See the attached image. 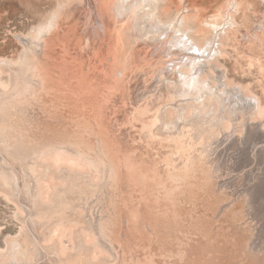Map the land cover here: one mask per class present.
<instances>
[{
  "label": "rangeland",
  "instance_id": "obj_1",
  "mask_svg": "<svg viewBox=\"0 0 264 264\" xmlns=\"http://www.w3.org/2000/svg\"><path fill=\"white\" fill-rule=\"evenodd\" d=\"M227 1L175 0L163 19L181 13L202 45ZM99 2L0 0V264H264V116L232 95V121L190 125L188 84L198 69L186 64L205 66L203 52L193 58L174 27L125 34ZM237 3L236 31L213 65L264 105V0ZM55 12L46 47L34 46ZM215 74L205 66L198 82L219 87ZM210 97L213 113L222 97ZM172 103L192 123L179 124ZM61 148L85 162L75 172L57 167L46 191L44 156ZM63 219L72 230L65 252L50 231L44 237Z\"/></svg>",
  "mask_w": 264,
  "mask_h": 264
},
{
  "label": "bare ground",
  "instance_id": "obj_2",
  "mask_svg": "<svg viewBox=\"0 0 264 264\" xmlns=\"http://www.w3.org/2000/svg\"><path fill=\"white\" fill-rule=\"evenodd\" d=\"M99 4L101 6L100 9H103L105 10L106 12L109 13V15L114 14V19L117 21L118 20V23H122V30L125 31L124 33L125 34H130L132 35V33L134 34V36H139L140 34H138L137 30H142L144 31V33H149L151 31H154L155 30V33L158 34V32L162 31V33L165 31V29H168V28H172L174 27L176 30V35L174 33H172V38H174V35H175V38L178 37L179 40H177L180 45L181 43H184V45H186L188 48H190L188 51H192L193 53L197 50L198 52H203L201 53L202 56H204V60H206V64L205 66H207V68L209 69H212V71L214 73H216L215 75H211V78L216 80L217 82H219V87H214L212 86L210 83L212 81L208 80L207 84L205 85H201L202 83L201 82H198V76L203 73V71L205 70V66H204V63L203 62H199V65L194 63L193 61V64L191 66H187L186 64V67L189 68V69H192L194 70L195 68L198 69L196 75L193 76V78H191V80L189 81V87H190V94L187 98V102L189 104L188 107H191V110L194 112L195 110V116L193 117V124H190V125H194V123H196V126L197 124H201V123H207L212 127V124L215 125H219L221 124V121H232L235 113H236V110H234L233 108L229 109V107H225V104L228 101H231V96L232 95H238L240 97V101L242 103H244L247 107H248V112L249 113H252V114H261L264 116V105L263 103L261 102L260 98L257 97L256 95H249V94H246V91H244V89L242 88V86H231L232 82L228 79V75L226 73V70L224 69H221L219 70L218 68L214 67L213 65V61L214 59H216L217 61V56H223L226 54V51H225V39L227 40V38L229 39L232 35V33L234 32V30L236 31V24H237V19L235 17V13H237L236 11H238L240 9V6H241V3H237V0H229L227 1V4H226V7L225 9H221L219 12L216 13L215 15V20L213 22H208L206 24V28L208 27L207 25L210 23V29L213 30V35L211 38L209 39H206L205 40V43H201L202 45H200L196 40L195 38L191 37L189 35V32L191 29L189 28H186L184 25L186 24V19L187 17H185L184 15H182L181 13H178L174 19H172L171 22H167L163 19V15L168 12L170 10V7L172 6V4L174 3L175 0H99ZM237 3V5H234V3ZM233 7H235L234 10ZM67 8V7H66ZM224 8V7H223ZM61 9V8H60ZM63 10V9H62ZM60 11V10H59ZM195 11V10H193ZM60 13L61 12H55L51 15V17L48 19L47 21V24L43 27H40L38 28L39 31L36 32L37 34V37L33 38V40H31V42L33 43L34 46H39L40 43H43L44 44V41L42 40V38L51 31V30H54L56 29L57 25L60 23ZM195 15V14H194ZM112 16V15H111ZM119 17V16H122L123 18H125L124 21H122V19H117L116 17ZM165 16V15H164ZM195 17L197 18V15H195ZM229 17V19H228ZM101 18V17H100ZM108 18V16H107ZM121 18V17H120ZM101 21L103 22V24L105 25L104 26V30L105 32H110V27H111V24L109 25L108 22L106 20H102ZM119 24V25H120ZM205 26V24H204ZM170 28V29H171ZM185 28V29H184ZM209 28V27H208ZM209 30V29H207ZM55 31V30H54ZM121 31V30H120ZM167 31V30H166ZM169 31V30H168ZM203 31V28H199L197 29L196 31L194 30V32L197 34H207V32L205 33V29H204V33H202ZM53 32V31H52ZM210 33V31H208ZM178 33H181V35H178ZM152 34V33H151ZM170 34V33H169ZM147 35V34H146ZM160 35V34H159ZM208 35V34H207ZM49 36V34H48ZM47 36V37H48ZM117 36V34H116ZM134 36H131V37H134ZM162 36V35H161ZM186 36V37H185ZM149 37V36H148ZM46 38V37H45ZM128 39V38H127ZM131 39V38H130ZM133 39H136L138 40V37L137 38H133ZM140 39V38H139ZM40 40V41H39ZM115 40L117 41L116 37H115ZM124 40V39H123ZM172 40V39H171ZM126 42V41H125ZM177 42V44L179 45V43ZM172 44H175V41L174 43L172 42ZM175 44V45H177ZM32 45V44H31ZM115 45L113 47V50L114 52L116 51V47H118V44L117 42H114ZM179 45V46H180ZM43 46L46 47V44H44ZM130 46V45H129ZM44 47V48H45ZM36 48V47H35ZM33 48V49H35ZM121 48V47H120ZM179 48V47H177ZM32 49V48H31ZM131 49V48H130ZM180 49H181V46H180ZM185 49V48H184ZM36 50V49H35ZM49 50V49H48ZM177 50V49H175ZM174 50V51H175ZM34 51V50H33ZM121 51V50H120ZM196 51V52H197ZM130 52V51H128ZM195 52V53H196ZM197 52V53H198ZM194 53V57L193 58H196L198 60V57L195 56L196 54ZM189 54V53H188ZM132 55V54H131ZM190 55V54H189ZM198 55V54H197ZM127 56V55H126ZM125 56V57H126ZM130 56V55H129ZM133 60H134V56H132ZM136 57V56H135ZM201 57V56H200ZM192 58V57H191ZM121 59V57H120ZM195 59V60H196ZM213 59V60H212ZM196 60V61H197ZM191 61V60H190ZM189 61V62H190ZM195 61V62H196ZM181 64V63H180ZM263 64V63H262ZM184 65V64H183ZM201 66V67H200ZM262 66V65H261ZM185 67V66H183ZM185 67V68H186ZM213 67V68H212ZM180 68V67H179ZM182 69V68H181ZM203 69V70H202ZM208 70V69H207ZM186 71V70H185ZM189 71V70H188ZM264 71V70H263ZM196 76V77H195ZM16 78V77H15ZM182 78V77H181ZM180 78V79H181ZM187 78V77H185ZM167 79V78H165ZM178 79V80H180ZM189 80V78H187ZM16 80V79H15ZM171 80V79H170ZM187 80V81H188ZM173 81V80H172ZM181 81H184L183 79ZM186 81V82H187ZM169 82V81H168ZM178 84V83H177ZM180 84H182L180 82ZM179 84V85H180ZM185 84V83H184ZM183 84V85H184ZM186 85V84H185ZM177 87H180V86H177ZM184 87V86H183ZM188 87V86H187ZM219 88H221V91L219 90ZM180 89H182L180 87ZM178 92H179V89L177 91V95H178ZM184 92V91H183ZM187 92V91H186ZM180 93V92H179ZM209 94V97L211 95V97H213V99L216 97V98H221V102L220 103V106L219 108H215V111L213 113H210V109L213 108V106L211 107L210 105H205L207 104V102H205V100L207 99L206 98V95ZM181 95H184V94H181ZM187 96V95H186ZM186 96H184L186 98ZM180 97V96H179ZM210 97V98H211ZM209 99V98H208ZM184 100V99H183ZM183 100L181 101V103H183ZM212 100V99H211ZM211 100L210 102L208 103H211ZM218 100V99H216ZM215 102V101H213ZM216 103V102H215ZM218 103V101H217ZM213 104V103H212ZM172 106V108L170 109L171 112L172 111H175V113L177 112V117H176V121H182V122H185L184 119L189 122V118L187 117H184V112H186L185 110V107L183 106L181 109L180 107L182 105H179L177 103L174 104H170ZM186 106V104H184ZM203 105H205V107L203 108ZM245 105H242V110H244L245 108ZM186 106V107H187ZM215 106V104H214ZM211 107V108H210ZM185 109V110H184ZM191 111V112H192ZM170 112V113H171ZM224 112H227L226 114ZM174 113V114H175ZM173 114V112L171 113ZM226 115V116H225ZM190 116V115H189ZM161 117V116H160ZM159 117V118H160ZM192 117V115H191ZM3 118V117H2ZM163 118V117H161ZM161 118H160V121H161ZM187 118V119H186ZM240 117H238L239 119ZM174 119V118H173ZM241 119V118H240ZM165 120V119H164ZM175 120V119H174ZM178 121V122H179ZM191 121V119H190ZM169 122V125L172 123ZM174 122V121H173ZM179 122V124H180ZM192 122H189V123H192ZM158 123V122H156ZM155 123V124H156ZM161 123V122H160ZM163 123V122H162ZM177 123V122H176ZM174 124V123H173ZM188 124V123H187ZM159 125V124H158ZM172 125V124H171ZM178 125V124H177ZM162 126V125H161ZM173 126V125H172ZM185 126V125H184ZM201 126V125H200ZM204 126L208 128V125L207 124H204ZM203 126V127H204ZM209 126V127H210ZM183 127V126H182ZM181 127V128H182ZM168 128V126H167ZM171 128V127H169ZM179 128V131H180V126L178 127ZM184 128V127H183ZM186 128V127H185ZM198 128V127H197ZM196 128V129H197ZM175 129L173 128V131ZM203 129L201 128V131ZM207 130V129H206ZM195 131V130H194ZM193 131V132H194ZM198 131V129H197ZM183 132V130H182ZM200 132V131H199ZM154 133V131H153ZM156 135V133H154ZM178 134V135H177ZM175 134L176 136H180L179 133ZM158 135V134H157ZM184 137V135H182ZM198 136V134H197ZM157 137V136H156ZM151 139V137H150ZM173 140V139H172ZM175 140V139H174ZM186 140H187V137H186ZM101 143V142H100ZM169 143V142H168ZM171 143V142H170ZM174 143H180V142H174ZM184 143V142H183ZM186 143V142H185ZM79 144V143H78ZM185 145V144H184ZM189 145V144H188ZM89 146V145H88ZM87 146V147H88ZM172 146V145H170ZM187 146V145H186ZM62 148H64L63 146H61ZM98 147V146H97ZM169 147V145H168ZM178 147V145H177ZM58 148V147H57ZM61 150H57L55 152H53L50 157L48 158L47 156L44 158L46 159V161L44 162L45 163V171L43 172V177H44V180L43 181H46L44 184L47 185L45 186V189L47 191L48 187L50 186L49 184V181H51L53 179L54 176H59V173L55 174L54 175V172L56 171L57 167H61L63 169L60 168V170H62V172L64 171H67V173L69 171L71 172H75L74 167H79L81 168V166H83V163L85 162V157H84V162H82L83 160H81L80 157L75 156V153L73 154L72 153V150L74 151V149L70 150L71 152H68V150L66 149H62ZM76 148V147H75ZM82 148V147H80ZM89 148V147H88ZM87 148V149H88ZM181 148V147H180ZM169 149V148H168ZM187 149V148H186ZM82 150V149H81ZM90 151V150H89ZM171 151V149H170ZM182 151H185V150H182ZM173 152V151H172ZM171 152V153H172ZM177 153L175 154H179L180 151H176ZM80 154L82 152H79ZM76 152V154H79ZM174 153H172L174 155ZM169 154V153H168ZM172 154H169V155H172ZM81 157H83V155H80ZM102 156V155H101ZM108 156V155H107ZM105 156V157H107ZM87 157V156H86ZM91 157V156H90ZM89 157V158H90ZM95 157V156H94ZM109 157V156H108ZM172 157V156H171ZM177 157V156H176ZM43 158V159H44ZM88 159V157H87ZM174 159V158H173ZM103 160V159H102ZM172 160V159H171ZM104 161H107L106 159ZM174 162V161H173ZM88 163V162H86ZM85 163V165H86ZM172 163V162H170ZM89 164V163H88ZM172 165V164H170ZM173 166V165H172ZM175 167V166H174ZM58 170V169H57ZM69 170V171H68ZM36 172V171H35ZM179 174L177 175H180V173H182L181 171H178ZM38 173V172H37ZM34 174V173H33ZM35 175V174H34ZM32 175V177L34 176ZM37 175V174H36ZM40 175V173H39ZM38 175V176H39ZM42 175V174H41ZM62 175L64 176V174L62 173ZM61 175V176H62ZM1 178V177H0ZM38 178V177H37ZM60 178V177H59ZM62 178V177H61ZM60 178V179H61ZM37 181H40V180H37ZM36 183V182H35ZM40 183V182H39ZM38 183V184H39ZM53 183V182H52ZM51 183V184H52ZM37 185V184H36ZM48 186V187H47ZM54 186V185H53ZM58 185L56 184V187ZM43 187V186H42ZM41 187V188H42ZM55 187V189H56ZM50 187H49V191H50ZM43 190V189H41ZM40 190V191H41ZM52 190V189H51ZM38 191V189H36V192ZM45 192V190H44ZM42 193V191H41ZM49 193V192H47ZM39 194V193H38ZM54 194V193H53ZM43 195V194H42ZM46 195V194H45ZM44 195V196H45ZM38 196V195H37ZM41 197V196H40ZM44 198V197H43ZM40 199V198H39ZM47 199V197H46ZM43 200V199H41ZM55 209V207H54ZM48 214V213H47ZM53 214V213H52ZM72 217H74V213H72ZM45 215V214H44ZM68 215V214H67ZM66 215V217H68ZM48 216V215H47ZM56 216V215H55ZM58 216V214H57ZM56 216V217H57ZM61 216V215H60ZM76 216V214H75ZM43 217V216H42ZM54 217V216H53ZM52 217V218H53ZM64 217V216H63ZM78 217V216H76ZM82 218V217H81ZM59 220V218H57ZM87 219V218H86ZM64 221H59L58 223H53V226H51L48 230V232L46 231V234H45V240L48 239V233L50 231V239L53 240L55 238H58V241H55L56 242V245L59 249V251H63L65 252L66 248H67V244H66V238H68L70 240V236H71V233H72V230L71 229H67V224L68 223H65V219H63ZM68 219H66L67 221ZM70 220V218H69ZM68 220V221H69ZM73 220V219H72ZM83 220V218H82ZM89 222V219H87ZM50 221V220H49ZM56 221V219L54 220ZM74 221V220H73ZM80 220L77 219L76 222H79ZM86 221V220H85ZM85 221L83 220L84 224H85ZM40 222V221H39ZM52 222V221H51ZM82 222V224L80 225H84ZM92 222V221H91ZM90 223V222H89ZM79 224V223H77ZM93 223H91L92 225ZM48 226V225H47ZM84 227H87L86 224L84 225ZM93 227V226H92ZM82 228V227H81ZM85 229V228H83ZM88 229V228H86ZM99 229V228H97ZM45 230V229H44ZM43 230V231H44ZM95 230V229H94ZM100 231V230H99ZM93 232V231H92ZM30 233V232H29ZM45 233V232H44ZM93 233H96V232H93ZM39 234V233H38ZM28 235V234H27ZM101 236V235H100ZM35 237V236H34ZM77 239H83V235L80 234V236H77L76 237ZM42 240V239H41ZM38 241V240H37ZM101 241H105V238L104 236H101L100 239H99V243H101ZM34 243V242H32ZM13 244V243H12ZM17 244V243H16ZM81 248H82V244H78ZM99 247H100V244H97ZM41 247V246H40ZM51 247V246H50ZM56 247V246H55ZM56 247V248H57ZM52 248V247H51ZM55 248V249H56ZM33 249V248H32ZM40 249V248H39ZM56 249V250H58ZM46 250V249H45ZM44 250V251H45ZM46 252V251H45ZM40 253V252H39ZM96 254L98 255L99 252L96 251ZM226 258V257H225ZM227 260V259H226ZM225 261V260H224ZM223 261V263L225 264V262ZM221 263V264H223Z\"/></svg>",
  "mask_w": 264,
  "mask_h": 264
}]
</instances>
